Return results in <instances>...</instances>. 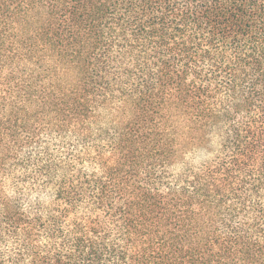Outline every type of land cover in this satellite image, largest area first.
Here are the masks:
<instances>
[{
	"label": "trees",
	"instance_id": "16d2710c",
	"mask_svg": "<svg viewBox=\"0 0 264 264\" xmlns=\"http://www.w3.org/2000/svg\"><path fill=\"white\" fill-rule=\"evenodd\" d=\"M0 264H264V0H0Z\"/></svg>",
	"mask_w": 264,
	"mask_h": 264
}]
</instances>
